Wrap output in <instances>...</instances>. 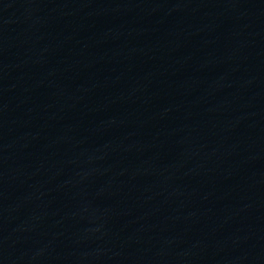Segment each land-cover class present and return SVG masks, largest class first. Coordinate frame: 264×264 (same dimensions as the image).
<instances>
[{"label": "water", "instance_id": "obj_1", "mask_svg": "<svg viewBox=\"0 0 264 264\" xmlns=\"http://www.w3.org/2000/svg\"><path fill=\"white\" fill-rule=\"evenodd\" d=\"M0 264H264V97L0 105Z\"/></svg>", "mask_w": 264, "mask_h": 264}]
</instances>
